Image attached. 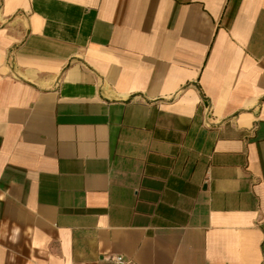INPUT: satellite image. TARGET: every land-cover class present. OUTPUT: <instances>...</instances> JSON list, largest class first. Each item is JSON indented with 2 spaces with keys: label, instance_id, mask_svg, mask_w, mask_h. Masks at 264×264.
<instances>
[{
  "label": "crops",
  "instance_id": "obj_1",
  "mask_svg": "<svg viewBox=\"0 0 264 264\" xmlns=\"http://www.w3.org/2000/svg\"><path fill=\"white\" fill-rule=\"evenodd\" d=\"M264 264V0H0V264Z\"/></svg>",
  "mask_w": 264,
  "mask_h": 264
},
{
  "label": "built area",
  "instance_id": "obj_2",
  "mask_svg": "<svg viewBox=\"0 0 264 264\" xmlns=\"http://www.w3.org/2000/svg\"><path fill=\"white\" fill-rule=\"evenodd\" d=\"M114 261L116 262V264H125V260L123 257H115Z\"/></svg>",
  "mask_w": 264,
  "mask_h": 264
}]
</instances>
